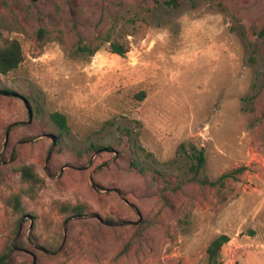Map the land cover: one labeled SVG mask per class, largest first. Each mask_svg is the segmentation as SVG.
Masks as SVG:
<instances>
[{"label": "rangeland", "instance_id": "obj_1", "mask_svg": "<svg viewBox=\"0 0 264 264\" xmlns=\"http://www.w3.org/2000/svg\"><path fill=\"white\" fill-rule=\"evenodd\" d=\"M165 1L0 0L23 53L0 74L8 264H206L220 233L216 264H264V0ZM200 149V179L241 171L193 180ZM22 163L44 184L15 211Z\"/></svg>", "mask_w": 264, "mask_h": 264}, {"label": "trees", "instance_id": "obj_2", "mask_svg": "<svg viewBox=\"0 0 264 264\" xmlns=\"http://www.w3.org/2000/svg\"><path fill=\"white\" fill-rule=\"evenodd\" d=\"M167 4H175V0L165 1ZM109 47L111 52L123 56L127 51L126 47L119 43L118 41H109ZM84 50H88L90 55H93L99 48L97 46L90 47L82 45L81 47ZM23 60V53L21 49L20 42L17 39H10L3 44H0V74L6 75L12 70L16 69L17 66ZM140 97H144V92H140ZM50 119L57 124L61 130H68V123L66 117L63 113L59 111H52L50 113ZM193 161L189 165V171L193 180L200 183H208L210 185H215L217 183H222L224 178L228 176H233L234 172L241 171V169H236L221 174L214 181H207L206 179H200L198 177L199 171L201 170L204 162L205 155L203 150H197L192 153ZM48 175L51 173L46 169ZM19 172L20 180L26 185L24 189L19 192L11 193L6 199L5 204L11 207L13 210H19L22 208V196L26 195L29 198H34L37 195L38 190L44 184V178L36 172L33 168V165L22 163L17 167ZM0 181H1V172H0ZM63 211L70 212L72 215H81L84 212V205L81 203H68L63 208ZM229 240V237L225 233L217 234L206 247V264H216L219 258L221 247L224 243ZM11 248L7 247L2 252H0V264H8V257L10 255Z\"/></svg>", "mask_w": 264, "mask_h": 264}, {"label": "water", "instance_id": "obj_3", "mask_svg": "<svg viewBox=\"0 0 264 264\" xmlns=\"http://www.w3.org/2000/svg\"><path fill=\"white\" fill-rule=\"evenodd\" d=\"M31 224H32V221H31ZM13 248H14V246H13Z\"/></svg>", "mask_w": 264, "mask_h": 264}]
</instances>
